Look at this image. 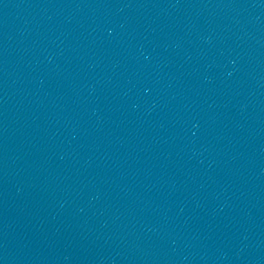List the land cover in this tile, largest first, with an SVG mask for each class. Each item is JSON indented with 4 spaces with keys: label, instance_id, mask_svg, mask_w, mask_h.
<instances>
[{
    "label": "water",
    "instance_id": "obj_1",
    "mask_svg": "<svg viewBox=\"0 0 264 264\" xmlns=\"http://www.w3.org/2000/svg\"><path fill=\"white\" fill-rule=\"evenodd\" d=\"M0 264H264V0H0Z\"/></svg>",
    "mask_w": 264,
    "mask_h": 264
}]
</instances>
